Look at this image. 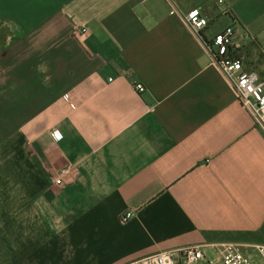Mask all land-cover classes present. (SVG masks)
I'll return each mask as SVG.
<instances>
[{"label": "crops", "instance_id": "obj_1", "mask_svg": "<svg viewBox=\"0 0 264 264\" xmlns=\"http://www.w3.org/2000/svg\"><path fill=\"white\" fill-rule=\"evenodd\" d=\"M230 26L264 76V0H0V264L260 258L264 127L206 48Z\"/></svg>", "mask_w": 264, "mask_h": 264}, {"label": "built area", "instance_id": "obj_2", "mask_svg": "<svg viewBox=\"0 0 264 264\" xmlns=\"http://www.w3.org/2000/svg\"><path fill=\"white\" fill-rule=\"evenodd\" d=\"M184 19L198 34L210 22L199 8L185 13ZM82 32L87 33L86 29ZM234 32V26L227 27L211 41L206 42V48L211 53L216 67L231 83L240 105L252 116L257 125L264 127V76L247 68L241 46L233 40ZM261 54L264 56V47H261ZM135 89L138 93L145 91L144 85L140 83L135 85ZM71 107L74 108L72 104ZM52 135L55 140L62 138L57 131ZM55 182L61 184L62 180L56 179ZM131 217L132 214L128 212L124 215L123 221H128ZM212 247L213 257H209L202 246L191 245L181 249L160 251L127 264H255L238 244L224 243ZM258 255L264 264V246L260 247Z\"/></svg>", "mask_w": 264, "mask_h": 264}, {"label": "rangeland", "instance_id": "obj_3", "mask_svg": "<svg viewBox=\"0 0 264 264\" xmlns=\"http://www.w3.org/2000/svg\"><path fill=\"white\" fill-rule=\"evenodd\" d=\"M255 262V264H263L262 260L260 258H258V260H253Z\"/></svg>", "mask_w": 264, "mask_h": 264}]
</instances>
